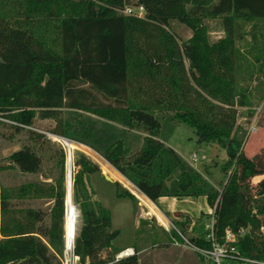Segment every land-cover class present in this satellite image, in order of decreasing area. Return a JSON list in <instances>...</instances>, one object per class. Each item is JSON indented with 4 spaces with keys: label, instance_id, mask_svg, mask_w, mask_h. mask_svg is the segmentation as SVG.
Instances as JSON below:
<instances>
[{
    "label": "trees",
    "instance_id": "1",
    "mask_svg": "<svg viewBox=\"0 0 264 264\" xmlns=\"http://www.w3.org/2000/svg\"><path fill=\"white\" fill-rule=\"evenodd\" d=\"M137 4L145 17L121 12ZM217 17L226 35L210 43L204 21ZM50 19L53 38L41 26ZM172 19L193 31L181 44L168 29ZM263 22L264 0H0V114L28 126L36 116L55 120L51 132L97 151L152 201L205 196L217 240L224 242L230 228L240 256L264 261V177L252 185L264 175V149L247 156V130L237 121L239 107L253 116L255 101L264 99ZM160 117L192 127L199 144L226 150L221 169L228 178L221 189L166 143ZM138 129L146 135L131 153L127 133ZM26 130L35 141L47 137ZM54 154L61 167L57 184L22 188L24 195L40 191L52 198L48 224L41 209L29 208L23 218L9 215L10 201L0 195V264H63L67 152L60 146ZM9 159L22 172L38 173L43 164L28 145ZM73 165L82 226L72 249L80 264H140L137 250L115 261L123 250L114 245L120 230L113 228L111 210L93 198L91 176L100 173L99 165L84 154ZM115 184L117 196L137 201ZM189 221H175L181 234ZM206 235L191 238L192 244L210 247Z\"/></svg>",
    "mask_w": 264,
    "mask_h": 264
},
{
    "label": "rangeland",
    "instance_id": "2",
    "mask_svg": "<svg viewBox=\"0 0 264 264\" xmlns=\"http://www.w3.org/2000/svg\"><path fill=\"white\" fill-rule=\"evenodd\" d=\"M49 9L56 12L58 11V6L50 5ZM53 22H55L54 19H50L47 24L41 25L43 29H46L47 35L50 38H53L51 31ZM204 22L207 25V35L210 43L226 35L222 17L208 18ZM261 25L264 27V22ZM168 29L180 44L189 39L193 34L192 29L178 19H172ZM250 29L251 23L244 25V30L247 33H249ZM249 37L248 35L246 39H249ZM237 45L238 47H243L244 41H238ZM185 63L188 67L189 62L185 61ZM63 111L65 116L71 115L68 110L65 109ZM248 111L246 107H239L237 121L247 130L244 151L247 156L253 157L264 149V99L261 102L255 101L253 116H250ZM79 113L103 121V118L93 111H82ZM160 120L162 122V133L167 138L168 144L176 149L190 165L202 171L213 185L221 189L222 183H225L228 178V175H225L221 169L222 164L228 159L226 150L217 144H199L193 128L187 124L175 120L172 121L170 117H160ZM32 126L44 131H53L56 126V121L36 116ZM118 126L121 128V125ZM145 135L146 133L139 129L128 131L126 143L131 153L139 150ZM69 140L74 144L70 150L61 138L55 140L44 137L42 140L35 141L26 129L17 130L6 122L0 124V195L3 196L5 194L10 201L11 212H9V215L23 218L27 209H41L46 213L44 223H49L50 210L54 204L52 198L40 191L38 193L30 192L24 195L25 193L22 188L30 183H37L47 190L50 185L57 184V180L61 174V167L58 162L59 157L57 154H54V150L63 146L67 152L65 167L66 209L63 216L65 245L62 259H64V263L66 262L65 257L70 260L74 259L72 246L82 226V216L79 206L74 200L72 184L71 193L73 203L76 207L77 222L75 236L72 244L68 246L66 213L69 162L71 164L70 170L72 178L73 172L78 169V167L73 165L74 161L80 154H84L100 167V173H95L91 176V185L95 191L93 198L100 200L112 212L113 228L120 230L119 236L114 241L115 247L122 249L126 246H135V250H137L140 257V264H209L206 260H201L199 252L191 245V238L206 235L213 219L212 212L201 215V209H195V216H201L194 220V225L190 219L186 226V233L184 234H181L177 227L174 228L173 225L166 228L159 222V216L157 218L154 214L152 216L150 215V208L142 203L140 200V197H142L141 193L130 180L94 149L71 139ZM26 145L33 147L43 157L42 168L38 173L22 172L9 159V156L15 150ZM106 170H108L113 182L105 178L104 173H106ZM263 177L264 175L254 177L252 179V185L255 186ZM114 181L120 184V189H127L133 192L137 197V201L128 197L123 198L117 196V186ZM197 198L190 197L189 199H193L192 201H194ZM188 207L191 208V205H188ZM143 210L146 211L147 218H141L139 216ZM159 219L166 223L162 216ZM173 222L175 225V220ZM261 231H264V227ZM140 250L142 251L140 252ZM109 253V251H105L102 255L105 257ZM76 264H80L78 259H76ZM236 264L255 263L240 261Z\"/></svg>",
    "mask_w": 264,
    "mask_h": 264
},
{
    "label": "built area",
    "instance_id": "3",
    "mask_svg": "<svg viewBox=\"0 0 264 264\" xmlns=\"http://www.w3.org/2000/svg\"><path fill=\"white\" fill-rule=\"evenodd\" d=\"M122 13L127 14V15H134L137 17H145V8L142 4H137V5H133V6H127L125 9L121 10ZM0 121L3 123H9V124H17L22 126L25 129H34L37 130L39 132L44 133L47 137H50L52 139H65L66 137H62L59 136L51 131H44L41 129H37L34 128L33 126H28V125H23L20 123H17L16 121H13L7 117H4L0 114ZM70 152V151H69ZM136 187V186H135ZM137 188V187H136ZM138 189V188H137ZM139 190V189H138ZM139 192L142 195H145L143 192H141L139 190ZM214 212V210H213ZM212 212V214H213ZM160 215L164 218L165 222L161 221L158 218L159 222L165 226L166 228H169L170 225H173L174 228H176V226L174 225V222L169 219L164 213H160ZM210 232L207 234V239L210 241L211 246L210 247H198L194 244H191L193 246V248L199 252V254L210 264H231V260L233 259H237L239 261L242 262H251V263H255V264H264V261L262 260H258V259H251V258H246V257H242L237 253V248L235 245V242L237 241V235L230 229L227 228L225 230V240L224 242H219L215 236L214 233V217L211 221V224L209 225V229ZM135 253V249L128 247L123 249L122 251H120L116 257H115V261H118L119 259L132 255ZM74 255V259L70 260L67 257H65V263H64V259H62V263L63 264H76V259L79 260V257L77 255Z\"/></svg>",
    "mask_w": 264,
    "mask_h": 264
},
{
    "label": "crops",
    "instance_id": "4",
    "mask_svg": "<svg viewBox=\"0 0 264 264\" xmlns=\"http://www.w3.org/2000/svg\"><path fill=\"white\" fill-rule=\"evenodd\" d=\"M168 144V142H166ZM169 145V144H168ZM179 153V152H178ZM113 182V181H111ZM115 182V181H114ZM142 195V194H141ZM190 197H184V198H177L173 196H162L158 198L156 201H152L149 199L146 195H142L140 197V200L142 201L145 206H148L150 208V215L153 214L156 216L158 215L159 218H161L160 213H164L169 219L172 221H184L186 219L192 220L193 225L195 224V221L198 217H200L203 214H210L213 212V208H211L208 203L205 196H199L197 199H189ZM152 204H151V203ZM188 205H191V208L188 207ZM201 209V215L195 216L194 210ZM178 212H181V215L177 214ZM139 216L141 218H147L146 211H141ZM157 217V216H156ZM134 248L135 246H126L125 248ZM122 248V249H125ZM142 250H140L141 252Z\"/></svg>",
    "mask_w": 264,
    "mask_h": 264
},
{
    "label": "bare ground",
    "instance_id": "5",
    "mask_svg": "<svg viewBox=\"0 0 264 264\" xmlns=\"http://www.w3.org/2000/svg\"><path fill=\"white\" fill-rule=\"evenodd\" d=\"M63 140L68 146V149L70 150V148H72L74 144H72V142L67 138ZM105 172L107 175H109L108 170H106ZM111 174L113 175V173ZM67 194L68 195H67V213H66V232H67L66 236H67V244H69V242L72 244L76 232L77 215H76V207L72 200V193L70 194V192H68Z\"/></svg>",
    "mask_w": 264,
    "mask_h": 264
},
{
    "label": "water",
    "instance_id": "6",
    "mask_svg": "<svg viewBox=\"0 0 264 264\" xmlns=\"http://www.w3.org/2000/svg\"><path fill=\"white\" fill-rule=\"evenodd\" d=\"M70 166H71V164H70V162H69V182H68V192H70V194H71V187H72V178H71V170H70ZM104 176H105V178L107 179V180H110V181H112V178L109 176V175H107L106 173H104ZM71 245V243L69 242V244H68V246H70Z\"/></svg>",
    "mask_w": 264,
    "mask_h": 264
}]
</instances>
